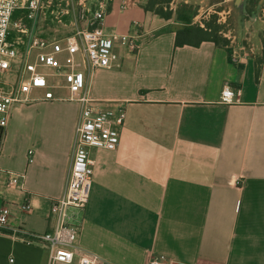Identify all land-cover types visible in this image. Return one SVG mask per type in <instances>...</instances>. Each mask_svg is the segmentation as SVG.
<instances>
[{"label":"crops","instance_id":"1","mask_svg":"<svg viewBox=\"0 0 264 264\" xmlns=\"http://www.w3.org/2000/svg\"><path fill=\"white\" fill-rule=\"evenodd\" d=\"M144 3L110 0L107 30L138 35L141 45L88 80L93 98L126 116L117 149L90 152L78 246L100 264H147L153 253L177 264H264V22L258 13L240 18L250 47L177 46L178 24ZM225 86L236 93L232 104L220 101ZM42 96L17 103L3 134L0 210L8 222L0 264H66L51 263L46 247L25 244L18 232L51 229L81 113L67 90ZM12 176L18 186H9Z\"/></svg>","mask_w":264,"mask_h":264},{"label":"built area","instance_id":"2","mask_svg":"<svg viewBox=\"0 0 264 264\" xmlns=\"http://www.w3.org/2000/svg\"><path fill=\"white\" fill-rule=\"evenodd\" d=\"M109 3L110 0H0V128L5 131L14 106L31 101L36 91L43 92V99L53 100L58 91L67 90L81 108L64 193L51 205V229L45 233L18 231L24 234L21 239L25 244L46 247L51 263H101L98 255L82 252L78 246L93 183L90 152L95 148L117 149L119 128L126 114L105 109L101 100L91 96L88 80L99 69L119 67L121 53L135 54L141 45L138 35L107 30ZM18 11H27L28 18L34 20L49 17L57 29L48 36L29 33L21 19L16 27L22 35L14 36L11 24ZM261 19L264 22V9ZM14 68L16 76L9 82L5 76ZM235 96V91L225 86L220 101L232 104ZM28 157L32 163V150ZM18 185V178L12 176L9 186ZM7 222L8 210L2 208L0 231L7 229ZM147 264L177 263L153 253Z\"/></svg>","mask_w":264,"mask_h":264},{"label":"rangeland","instance_id":"3","mask_svg":"<svg viewBox=\"0 0 264 264\" xmlns=\"http://www.w3.org/2000/svg\"><path fill=\"white\" fill-rule=\"evenodd\" d=\"M182 4H189L192 6L190 13H195L193 18L194 24L203 26L204 21H210L213 26L215 24H220L222 26V30L218 36H220L222 39H219H221V42L223 41L224 44L229 46L231 50L242 45L250 47L253 44V42H251L249 39L243 40L239 35L240 24L246 18L241 11L243 8L242 2H238L237 0H176L171 5L173 11L176 12ZM21 12H16L13 16L11 31L14 36L22 35L21 33L17 32L18 27H16V24L19 23L21 19L22 23L28 27L29 33L33 32L39 35L48 36L51 33H54L55 29H57L56 24L51 23L50 29L49 26L44 23L45 21L41 23L38 18L35 20L30 19L28 18L27 11ZM261 14V11H258L260 18ZM240 18H242L241 23L239 22L241 20ZM175 19L176 18L174 15L173 20L175 21ZM173 26L179 27L178 25ZM15 76L16 69H13V71L8 73L5 78L9 77L13 80Z\"/></svg>","mask_w":264,"mask_h":264},{"label":"trees","instance_id":"4","mask_svg":"<svg viewBox=\"0 0 264 264\" xmlns=\"http://www.w3.org/2000/svg\"><path fill=\"white\" fill-rule=\"evenodd\" d=\"M172 2L173 0H145L143 8L165 20L172 19L175 15V21L179 25V28L176 31L177 46H199L203 41H211L217 45H226L223 41L221 42L222 38L218 36L222 30V26L220 24H215L213 26L210 21H204L203 26L194 24L193 18L195 13H190L192 6L189 4H182L180 8L174 12L171 8ZM243 9L245 17L252 18L258 13V11H261L262 13L264 9V0H245ZM3 133L4 130L0 128V147Z\"/></svg>","mask_w":264,"mask_h":264}]
</instances>
